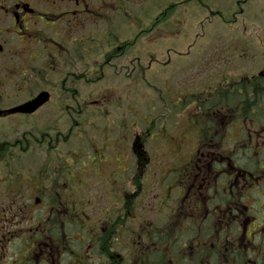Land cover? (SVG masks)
Listing matches in <instances>:
<instances>
[{
    "label": "flooded vegetation",
    "instance_id": "1",
    "mask_svg": "<svg viewBox=\"0 0 264 264\" xmlns=\"http://www.w3.org/2000/svg\"><path fill=\"white\" fill-rule=\"evenodd\" d=\"M120 4L127 5L126 0H0V56L19 57L23 67L33 71L26 80L29 84H47V71L53 69L63 71L64 77L58 81L64 84L76 80L66 75H81L64 69L81 68L85 47L90 49L104 38L101 65L111 67L118 54L129 52L130 45L127 40H116L112 27L117 12L130 21L138 20L130 9L126 12V6L118 8ZM165 11L178 16L179 2H168ZM101 22L107 23L103 30ZM21 44L33 45L29 59L19 56ZM3 67L0 65V76ZM42 71L45 76L38 75ZM246 86L254 88L248 95L253 104L247 99L250 104L244 102L246 105L230 110V90L226 87L220 106L217 103L205 111L209 134L204 151H197L200 158L187 169L192 182L184 186L178 175L183 189L177 205L165 209L159 206L164 199H156V222L139 217L144 215L148 191L136 182V173L129 179L125 174L124 184L108 179L104 190L112 201L108 206L94 201L92 216L54 195L57 180L45 183L41 173L30 174L29 179L12 175L18 184L0 195V264H264V187L260 188L264 181V69L235 89L239 98L245 97ZM29 95L27 99L23 94L16 98L23 104L37 94ZM62 97L59 94L56 99ZM38 111L16 116L31 118ZM235 116L236 123L229 120ZM7 117V113L0 116ZM229 134L238 154L245 147L253 150L252 170L225 153L230 148ZM15 145L24 150L28 143ZM142 148H136L140 157L145 156ZM101 181L104 179L97 180L99 189ZM166 211L171 214L168 221ZM121 228L127 235L114 236Z\"/></svg>",
    "mask_w": 264,
    "mask_h": 264
},
{
    "label": "rangeland",
    "instance_id": "2",
    "mask_svg": "<svg viewBox=\"0 0 264 264\" xmlns=\"http://www.w3.org/2000/svg\"><path fill=\"white\" fill-rule=\"evenodd\" d=\"M169 1L148 0L146 4H140L138 0H126L127 5L120 4L118 8L126 6V12L130 9L138 20L132 22L126 19L123 12L118 11L112 27L118 36L116 40L132 39L136 24L141 20L145 26H149L153 18L161 14L164 4ZM197 1L195 4L194 0L183 5L180 14L170 18L165 24L161 23L163 19L160 20L159 26L157 25L159 29L155 34L148 35L150 37L141 40L136 46L132 45V48L128 47L129 52L125 56L124 53L121 54L111 67L99 70L97 65H93V62H101V56L105 52L103 41L106 39L101 38L100 43L90 49L85 47L86 51L83 54L85 63L74 72L86 73L88 77L95 75L102 77L103 74L104 77L97 83H86L84 80L76 83L78 99L82 104L87 103L85 107L83 106L80 116L83 130L79 129V122L77 125L74 123V130H70L71 123H68L67 116L62 114L63 108L56 98L47 107L35 113L31 119L23 116L1 118L0 142H9V145H12L10 148L14 149V145L23 140L25 143L28 142V147L32 149L21 158L13 160L10 167H6L4 163L0 164V179H5L6 183L14 186L15 183L10 182L14 180L11 177L13 172L24 179H29L30 174L41 173L44 175L45 183L59 180L60 184L63 180L60 181L61 177L56 176L63 175L64 168H73L72 155L77 152L83 154L80 167H76L72 172L77 173L78 170V175L63 176L86 181L83 185L69 183L66 189L69 193L71 188V193L75 195L68 200L82 204L86 213L92 216L94 201L108 206L112 200L106 196L104 185L99 189L95 182L89 188L86 184L100 178L110 179L109 174L116 165L118 170H122V167H118L119 164L127 167L129 173L126 178L129 179L130 175L136 172L133 142L136 135L152 125L154 127L152 134L146 138V144L142 145L145 155L142 163L146 165L138 167L136 180L138 183L145 180V190L148 191L147 204L150 203V207L154 205L156 209V199L159 202L163 199V188L159 182L163 175L175 178L174 174H178L180 182L188 186L192 179H189L191 173L187 171L185 162L192 156H196L195 160L200 158V153L195 154L194 151L198 146L199 137L190 134L191 132L186 129L188 127L186 121L189 116L193 118L198 116L199 111L192 102L185 104L187 110L185 114L175 108V105L179 100L186 101L187 96L200 97L201 94L214 92L220 84L231 87L233 80L238 82L241 76L256 77L257 73L264 69V0H249L239 6L240 1L244 0ZM100 27L101 30L105 29L107 23L101 22ZM32 46L21 44L18 49V54L21 53L19 56L29 59ZM17 58L19 57H12L10 54L0 56L5 78L9 76L12 79L15 77L19 79L17 73L21 71L23 74L26 71ZM31 65L35 68L40 67L36 63ZM45 74L44 71L41 72V76ZM48 77L45 86L52 88L51 85L56 84L60 76L57 72H51ZM6 89L9 90V94H17L12 86ZM24 93L21 91V94ZM6 103L0 110L9 109L22 102ZM210 104L215 106L217 102ZM77 106L79 107L77 103L73 104V107ZM73 120L71 118L70 122ZM161 128L167 131L165 139L162 137ZM44 129L49 131L48 138L51 135L58 139L54 138L52 145L41 139ZM59 132L66 136L67 133L70 134L65 143L63 141L65 138L61 134L57 135ZM30 137L36 139H31L30 143ZM207 139L208 135H205L204 140ZM227 145L230 146L229 139ZM205 148V145L200 147L202 152ZM236 150L233 145L226 154L235 157V163L245 164L246 160L243 162L237 158ZM5 182H0V195L6 190ZM262 187L264 181L260 188ZM165 193L168 199L159 206L177 205L178 202L173 200L176 198V192ZM153 196L156 197L154 200ZM118 208L117 206L116 209ZM143 214L139 217L150 219L148 213ZM117 232L125 235L123 228Z\"/></svg>",
    "mask_w": 264,
    "mask_h": 264
},
{
    "label": "trees",
    "instance_id": "3",
    "mask_svg": "<svg viewBox=\"0 0 264 264\" xmlns=\"http://www.w3.org/2000/svg\"><path fill=\"white\" fill-rule=\"evenodd\" d=\"M162 22V21H161ZM154 28V27H153ZM152 27L151 28H148V31L150 32L152 29H153ZM136 40V39H135ZM119 43V42H118ZM134 44H135V42H134ZM118 58H119V55L117 56ZM61 77H64V75H62ZM66 78H69V77H74L76 80L77 79H83V80H85V82L86 83H97L100 79H101V75H95V76H91V77H88L87 76V74L85 73V74H81V75H77V74H75V75H71V76H69V75H66L65 76ZM25 80H26V78H25ZM244 84V82L243 83H241V85H243ZM10 86H11V84H10ZM252 86H246L245 88H244V90L245 89H247V88H251ZM78 87L77 86H75V85H65V84H60V85H54V86H52V88L51 89H55V92L57 93H61V94H69L70 96L67 98V100H71V101H73V102H76L77 104L79 103V99L77 98V89ZM222 90H220V92H221ZM8 93H10L9 92V90L8 89H6V87L3 89V90H1L0 89V107L5 103L6 104V102H8V101H11V99L10 100H8V98L6 97L7 96V94ZM30 93H33V88H27L26 89V91H25V94H30ZM3 95V96H2ZM231 96L232 97H234V98H236V99H238L239 98V94H238V92H237V90H235L234 92H232L231 93ZM243 96H246V94L244 93V95ZM221 98V97H220ZM205 95L204 94H201L200 95V97L198 98L197 97V102H198V105H199V107H201L202 109H204L205 108V106H206V101H205ZM249 99V98H248ZM207 100V99H206ZM253 100L254 99H249V101L252 103L253 102ZM68 103V101H66V104ZM253 104V103H252ZM68 105V104H67ZM67 108L69 109V107L67 106ZM177 108L178 109H184V106L182 105L181 107H179V106H177ZM64 109V108H63ZM67 110V109H66ZM69 111V110H68ZM75 112V114H78V110H75L74 111ZM75 116H74V113H71V115H70V119L71 118H73L74 120H73V122H71V124H70V130H74V123H75V118H74ZM150 128V129H149ZM148 128V131L149 132H151L152 131V126H150ZM62 134V133H61ZM69 136V135H68ZM68 136L66 137V140H67V138H68ZM55 138H56V136H55ZM29 141H30V138H29ZM19 142H22V143H24L25 144V142L23 141V140H19ZM16 143V142H15ZM30 143H31V141H30ZM11 145V144H10ZM10 145H9V142H0V164H2V163H4L5 164V166L6 167H9L10 166V164H11V162L13 161V160H15V159H17V158H21L22 157V154H18V153H21L22 151H29V149L28 148H26V149H24V150H20V148L18 147V145H14V149H12V148H10ZM12 146V145H11ZM248 152H252L251 151V149H249L248 150ZM250 158H252V156L250 157Z\"/></svg>",
    "mask_w": 264,
    "mask_h": 264
},
{
    "label": "bare ground",
    "instance_id": "4",
    "mask_svg": "<svg viewBox=\"0 0 264 264\" xmlns=\"http://www.w3.org/2000/svg\"><path fill=\"white\" fill-rule=\"evenodd\" d=\"M214 14L216 15L217 13H214ZM132 22H134V21H132ZM158 22H159V21H158L157 17H154L153 20H152V22H151V25L155 28V27H157ZM132 45H133V46H136L137 44H136V42H135V44H134V42H133ZM132 45H131V47H132ZM253 91H254V88H253V87H251V88H247V89L243 90V93H245L246 96H245V97H241V98H239V99H235V98H233V97H231V96H227L228 100H230V101H234V102H235V103H232V105L230 106V110L235 111V110L238 108V106L241 105V104L244 103V102H247V103L250 104V102H249V101H246V100L249 98L248 95L252 94ZM23 95H24V97H25L26 99H27L28 97H31V95H29V94H23ZM252 103H253V102H252ZM244 104H245V103H244ZM245 105H246V104H245ZM61 112H62L63 115H66V116H70V115H71V111H68V110H66V109H62ZM74 118H75V120H77V116H75ZM114 236H116V237H124L123 234H121V233H119V232H117V231H114Z\"/></svg>",
    "mask_w": 264,
    "mask_h": 264
},
{
    "label": "water",
    "instance_id": "5",
    "mask_svg": "<svg viewBox=\"0 0 264 264\" xmlns=\"http://www.w3.org/2000/svg\"><path fill=\"white\" fill-rule=\"evenodd\" d=\"M50 100L49 93L44 92L41 93L37 98H35L33 101L25 104L21 108L13 109L11 112L16 113L18 111L25 112V113H31L37 110L41 105L45 104ZM10 112V113H11Z\"/></svg>",
    "mask_w": 264,
    "mask_h": 264
}]
</instances>
